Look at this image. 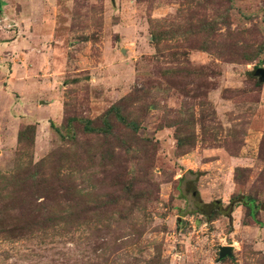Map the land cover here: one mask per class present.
<instances>
[{
	"label": "rangeland",
	"instance_id": "1",
	"mask_svg": "<svg viewBox=\"0 0 264 264\" xmlns=\"http://www.w3.org/2000/svg\"><path fill=\"white\" fill-rule=\"evenodd\" d=\"M255 68L264 0H0V264H264Z\"/></svg>",
	"mask_w": 264,
	"mask_h": 264
},
{
	"label": "water",
	"instance_id": "2",
	"mask_svg": "<svg viewBox=\"0 0 264 264\" xmlns=\"http://www.w3.org/2000/svg\"><path fill=\"white\" fill-rule=\"evenodd\" d=\"M252 75L257 77L258 82L264 84V68H255L252 72ZM231 247L230 246H221L218 248V257L217 260L220 261L225 257H230Z\"/></svg>",
	"mask_w": 264,
	"mask_h": 264
},
{
	"label": "trees",
	"instance_id": "3",
	"mask_svg": "<svg viewBox=\"0 0 264 264\" xmlns=\"http://www.w3.org/2000/svg\"><path fill=\"white\" fill-rule=\"evenodd\" d=\"M237 197H239L241 199L240 203H242L243 205H246L248 203V199L247 198H244L243 196H237Z\"/></svg>",
	"mask_w": 264,
	"mask_h": 264
}]
</instances>
